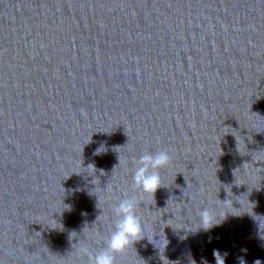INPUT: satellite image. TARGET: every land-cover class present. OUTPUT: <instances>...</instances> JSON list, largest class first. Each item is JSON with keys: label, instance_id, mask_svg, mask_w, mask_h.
<instances>
[{"label": "water", "instance_id": "water-1", "mask_svg": "<svg viewBox=\"0 0 264 264\" xmlns=\"http://www.w3.org/2000/svg\"><path fill=\"white\" fill-rule=\"evenodd\" d=\"M133 196L116 264H264V0H0V264H91Z\"/></svg>", "mask_w": 264, "mask_h": 264}, {"label": "clouds", "instance_id": "clouds-1", "mask_svg": "<svg viewBox=\"0 0 264 264\" xmlns=\"http://www.w3.org/2000/svg\"><path fill=\"white\" fill-rule=\"evenodd\" d=\"M170 161L169 153L164 150L155 154H143L139 158L134 171V186L141 189L143 193L154 196L156 191L162 186L159 170L167 167ZM137 206L138 203L135 196L121 199L115 206L114 213L117 220L103 250L98 254L89 255L87 248L81 249V253L88 258L91 264H116L117 256L125 254L136 242L146 236L145 226L136 212ZM197 216L199 217V224L204 229H209L218 223L219 217L214 209L204 208L199 210ZM213 255L216 264H225L227 253L222 255L218 250H214ZM204 264H207V261ZM241 264H244L242 259ZM255 264H261V261L257 260Z\"/></svg>", "mask_w": 264, "mask_h": 264}]
</instances>
